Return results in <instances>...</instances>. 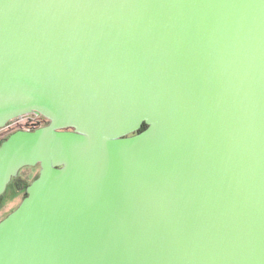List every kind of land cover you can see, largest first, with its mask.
Returning <instances> with one entry per match:
<instances>
[{"label":"water","instance_id":"1","mask_svg":"<svg viewBox=\"0 0 264 264\" xmlns=\"http://www.w3.org/2000/svg\"><path fill=\"white\" fill-rule=\"evenodd\" d=\"M29 114L0 264H264V0H0V129Z\"/></svg>","mask_w":264,"mask_h":264},{"label":"rangeland","instance_id":"2","mask_svg":"<svg viewBox=\"0 0 264 264\" xmlns=\"http://www.w3.org/2000/svg\"><path fill=\"white\" fill-rule=\"evenodd\" d=\"M6 132L7 131H0V137ZM11 134L12 133L8 135L10 136ZM38 174V166L25 168L19 173L18 177L15 178L13 182L11 181L12 183L11 185H8L0 205V221L7 217L10 214V211L18 207L25 197L26 187L30 185V183L38 176Z\"/></svg>","mask_w":264,"mask_h":264},{"label":"built area","instance_id":"3","mask_svg":"<svg viewBox=\"0 0 264 264\" xmlns=\"http://www.w3.org/2000/svg\"><path fill=\"white\" fill-rule=\"evenodd\" d=\"M40 117H43V116L36 115V114H29V115L20 116L16 119L10 121L5 128L0 129V131H7L5 136L1 135L0 141L3 140L5 137H7L8 134L13 133L14 131L19 129L20 127H25L27 124H30V125L35 124L36 125L38 118H40Z\"/></svg>","mask_w":264,"mask_h":264},{"label":"flooded vegetation","instance_id":"4","mask_svg":"<svg viewBox=\"0 0 264 264\" xmlns=\"http://www.w3.org/2000/svg\"><path fill=\"white\" fill-rule=\"evenodd\" d=\"M49 124V121L48 120H42V119H40V120H38L37 121V124L35 125V124H33V125H30V124H27L25 127H20L19 129H17L16 131H19V130H32L33 128L34 129H37V128H40V127H43V126H46V125H48ZM16 131H14V132H16ZM6 134V133H5ZM5 134H3L2 136H5ZM29 168V167H28ZM15 179V178H14ZM14 179L12 180V182L14 181ZM11 182V183H12ZM10 183V184H11Z\"/></svg>","mask_w":264,"mask_h":264},{"label":"trees","instance_id":"5","mask_svg":"<svg viewBox=\"0 0 264 264\" xmlns=\"http://www.w3.org/2000/svg\"><path fill=\"white\" fill-rule=\"evenodd\" d=\"M40 119H42L43 121L46 120V119L43 118V117L38 118V120H40ZM146 127H147V125L144 124V125L142 126V128L140 129V131L144 130ZM33 129H34V128H33ZM33 129H32V130H33ZM140 131H139V132H140ZM8 136H9V135H8ZM8 136H7V137H8ZM7 137H5L3 140L0 141V145H1V143H2ZM10 185H11V184H10ZM26 188H27V187H26ZM25 191H26V189H25ZM25 195H26V192H25ZM3 198H4V194H3L2 196H0V205H1V202H2ZM12 211H13V210H12ZM12 211H10V213H11ZM7 215H8V214H7Z\"/></svg>","mask_w":264,"mask_h":264}]
</instances>
